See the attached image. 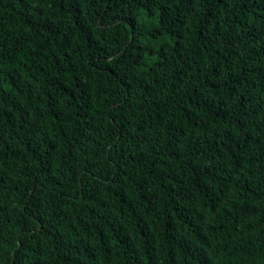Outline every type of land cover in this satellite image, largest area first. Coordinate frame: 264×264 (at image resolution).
Masks as SVG:
<instances>
[{
	"label": "trees",
	"instance_id": "1",
	"mask_svg": "<svg viewBox=\"0 0 264 264\" xmlns=\"http://www.w3.org/2000/svg\"><path fill=\"white\" fill-rule=\"evenodd\" d=\"M0 264H264V0H0Z\"/></svg>",
	"mask_w": 264,
	"mask_h": 264
}]
</instances>
